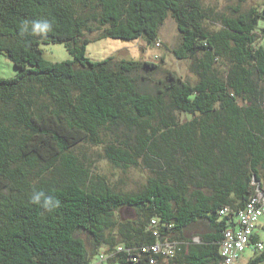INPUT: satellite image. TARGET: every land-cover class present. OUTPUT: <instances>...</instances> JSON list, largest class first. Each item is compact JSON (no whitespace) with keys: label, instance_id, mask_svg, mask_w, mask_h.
<instances>
[{"label":"trees","instance_id":"1","mask_svg":"<svg viewBox=\"0 0 264 264\" xmlns=\"http://www.w3.org/2000/svg\"><path fill=\"white\" fill-rule=\"evenodd\" d=\"M235 11L217 18L201 0H0V53L18 70L0 78V264H93L119 245L131 252L109 264H219L225 230L264 189V7ZM169 14L182 36L175 55L198 60L195 84L166 70L153 92L143 91L133 73L163 61L112 66L113 56H86L85 34L98 30L156 44ZM49 42L66 44L72 58L46 60ZM220 57L225 76L213 70ZM74 133L105 144L118 165L148 169L146 182L116 190L75 153ZM200 220L209 232L189 240L187 228ZM153 229L178 242L173 257L142 252L159 239ZM80 231L92 235L91 252ZM255 232V256L244 264L264 262Z\"/></svg>","mask_w":264,"mask_h":264},{"label":"rangeland","instance_id":"2","mask_svg":"<svg viewBox=\"0 0 264 264\" xmlns=\"http://www.w3.org/2000/svg\"><path fill=\"white\" fill-rule=\"evenodd\" d=\"M203 6L208 13L220 18L223 15L235 16V8L239 7L241 11H247L251 7H264V0H201ZM219 22V21H218ZM220 24L217 23L215 28ZM264 25V22H260V28ZM214 29V28H212ZM103 30L96 32H88L86 37L92 39L87 45L86 56L91 60H103L109 56H113L115 63L122 59L135 60V61H152L162 63L161 68L147 73L144 70H139L133 73V76L137 77L138 84L143 91H154L156 82L164 78L166 70L176 71L185 81L195 84L198 80V75L191 69V63L198 61L197 59H178L174 53V49L177 48L181 41L182 36L178 30L176 20L169 14L168 18L159 28V40L161 45L150 44L146 38H140L137 40H126L120 38H112L108 36H102ZM257 45H264V38L259 37ZM43 56L46 60L51 62H61L72 58V54L69 52L66 44L60 43H43ZM199 57L203 58L204 54L199 53ZM228 62L224 61L222 57L213 64L214 72L225 76L228 71ZM18 70L15 67L12 60L5 54L0 53V78H13L17 76ZM240 103L248 104V101L239 98ZM264 102V101H263ZM262 102V104H264ZM264 106V105H263ZM182 115V114H181ZM79 142L75 145V153H77L83 160L92 164L95 171L103 173L107 176L109 181L114 185L116 190H138L146 182L147 176L150 175V171L142 166H123L114 163L104 156L105 144H93L86 139L81 133H74ZM103 138L109 139L108 135H103ZM123 213V212H122ZM120 214V210L117 212ZM125 217H130L127 212H124ZM207 221L200 220L192 226L188 227L186 232L203 231L207 229ZM259 235V240L264 243V216L257 223L255 230ZM82 237L90 252L93 250L92 235L88 231H80L77 233ZM196 238V237H195ZM103 247V246H102ZM255 256V252L252 248L245 250L241 256L240 262L246 263L252 257ZM98 259V254L92 258L95 262ZM163 264H169L164 261ZM109 264V263H107ZM171 264V263H170ZM261 264H264L261 263Z\"/></svg>","mask_w":264,"mask_h":264},{"label":"built area","instance_id":"3","mask_svg":"<svg viewBox=\"0 0 264 264\" xmlns=\"http://www.w3.org/2000/svg\"><path fill=\"white\" fill-rule=\"evenodd\" d=\"M161 45L160 41L156 43ZM228 211V207L221 210V214H225ZM264 216V189L257 187L254 194L251 195L246 206L238 213V222L235 227L227 228L223 234L220 245L221 260L219 264H244L240 262L241 256L245 250L251 248V237L256 230L257 223ZM156 219H153V223H156ZM154 235L159 239L149 245H144L142 252L152 250L154 253H160L166 257H173L176 253L178 246L177 241L171 239H160V232L158 229L152 230ZM195 240H199L198 237ZM256 247L260 250L264 248V243H256ZM131 252V249H127L124 245H119L116 251L106 252L102 250L98 254V259L93 264H107L110 258H114L118 252ZM134 260H138V256L132 257ZM156 259L151 260V264H155Z\"/></svg>","mask_w":264,"mask_h":264},{"label":"crops","instance_id":"4","mask_svg":"<svg viewBox=\"0 0 264 264\" xmlns=\"http://www.w3.org/2000/svg\"><path fill=\"white\" fill-rule=\"evenodd\" d=\"M256 229V228H255ZM207 232H209V230L208 229H206V230H203V231H198V232H194L193 231V233L192 232H190V233H186V237L190 240V239H193L194 237H198L199 239H200V236H202L203 234H205V233H207ZM255 232V231H254ZM164 261H167V262H169V264L171 263V264H178V263H176V262H174V263H172L171 262V259H168V258H165V259H163V261L162 262H164ZM160 264H163V263H160Z\"/></svg>","mask_w":264,"mask_h":264}]
</instances>
